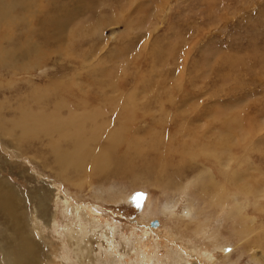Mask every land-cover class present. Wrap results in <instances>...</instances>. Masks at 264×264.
Segmentation results:
<instances>
[{
  "label": "rangeland",
  "instance_id": "rangeland-1",
  "mask_svg": "<svg viewBox=\"0 0 264 264\" xmlns=\"http://www.w3.org/2000/svg\"><path fill=\"white\" fill-rule=\"evenodd\" d=\"M117 100L130 105L123 110ZM53 106L65 116L98 108L105 127L88 137L102 145L108 128L123 127L106 172L59 177L49 136L20 141L7 121ZM0 117L13 127L0 128L1 179L15 189L27 218L40 191L57 217V229L47 228L42 239L22 214L41 245L42 264H62L58 253L67 250L73 258L64 264H78L64 232L69 221H81L70 204L91 207L103 223L115 224L117 239L135 229L163 240L169 230L180 245L212 251L214 264H264V241L255 242L256 232L239 241L224 202L200 199L193 185L185 192L159 187L149 181L152 175L134 182L133 172L123 170L148 169L159 149L176 165L183 158L206 168L186 155L183 141L227 139L233 157L219 167L236 173L243 189H256L264 203V0H0ZM207 165L218 168L214 160ZM252 216L261 221L256 210ZM4 219L0 238L10 235ZM198 222L207 224L205 235H195ZM103 239L92 237L96 251ZM210 241L221 244L214 248Z\"/></svg>",
  "mask_w": 264,
  "mask_h": 264
},
{
  "label": "bare ground",
  "instance_id": "bare-ground-1",
  "mask_svg": "<svg viewBox=\"0 0 264 264\" xmlns=\"http://www.w3.org/2000/svg\"><path fill=\"white\" fill-rule=\"evenodd\" d=\"M120 100L117 101L120 103ZM128 101L134 104L132 97ZM130 103L127 101L122 102L120 106L125 110ZM59 109L55 106L49 111L44 109L21 111L19 116L7 120L13 124L14 128L11 127L12 124L8 127L19 131L17 136L20 141L28 138H38L41 135L49 136L50 145L59 167L57 171L59 177L70 178L71 175H79L89 169L95 172H106L114 158L117 145L122 140L123 127L108 128L105 137L108 143L103 144V146L96 141V138L88 137V133L98 135V132L105 127V123L98 120L100 113L98 108L94 110L87 109L88 111L82 112L71 110L72 112L66 116ZM4 125L3 118L0 117V128L2 127V130L8 133L9 128ZM195 141H197L196 136L183 141V147L187 151L186 155L196 163H203L207 169H200V167H195V165L190 166L189 162L183 158L180 161L181 165H176V158L170 157V155L166 156L164 151L159 149V156L153 159L155 161L154 164L147 166L148 169L136 172L131 170L132 165H126L123 170L133 172L132 180L134 182H139L140 176H144L147 179L153 176V180L149 179V181H153L152 184L180 192H185L190 185H193L200 199L212 204L219 201L223 207L228 205L229 215L233 217L236 223L233 232L239 241L249 240L250 234L256 232L257 234L253 233L258 237L255 242L259 241L262 243L264 241V218H261L260 212H264V203L260 199L262 196L255 194L256 189H243L236 173L228 175L226 173L227 169L221 170L222 166H228V163H225L228 160V155H231L229 161L233 157L232 149H229L227 145L229 140L222 139L216 145L209 144L207 141H204V143ZM156 143L157 147H161L162 139H157ZM88 159H92L93 163L87 162ZM212 160L217 163L218 168L207 165ZM150 171H156L157 175L156 173L155 175L151 174L153 172ZM186 178L187 180L184 182L182 179ZM15 194L18 196L15 189L5 184L0 177V216L8 220L4 219L10 226V235L7 238L4 236L0 238V264H42L41 245L34 240L31 232L28 233V230L26 231L28 226L25 227L22 219V214L24 216L25 214L21 210L23 201L20 200L19 196L17 200ZM35 202V208L33 207V210L29 212L28 218L25 217L36 228L35 232L38 230L40 236L44 239V233L47 228L57 229V217L52 212H49V200L44 192L36 193ZM223 202L225 205H223ZM69 206L72 214L76 212V216L81 220L78 223L69 221L64 228L69 241H72V244H68V247L75 252L74 256L77 258L78 264H95L94 262L99 264H214L212 251L209 249L204 250L202 249L204 245L203 247H198L199 245H193L192 242H190L191 245H180V243H177L176 240L179 239H176L177 237L173 231L170 232L168 230L167 235L169 238H164L163 240H154L151 239V236L146 238L145 233L148 234L146 230H143L142 234L135 229L131 231L130 235L120 232V237L117 239L115 236L117 235L115 234L117 230L115 224L103 223L100 217L94 214L95 211L91 207L86 208L73 204ZM216 206L218 205L216 204ZM250 206L253 207L250 209ZM193 208L194 205L192 204L188 206V209L184 208L186 210L185 216H190ZM255 210L259 212L260 222L252 216ZM255 224H258V228L255 227ZM206 225L205 222L195 225V235H205L207 232ZM257 229H260V232ZM216 235L219 237V234ZM216 235L208 237H214L213 241H215L218 240ZM93 236L104 238L102 244L101 242L98 244V251H96L95 243L92 240ZM219 242L214 243V248L221 244ZM62 244L63 247L66 246L64 239ZM258 244L257 247L260 246ZM243 245L249 250L246 244ZM194 253L203 256L205 260L200 261V257L196 258L197 255ZM192 256L196 258L195 261L191 260ZM58 257L62 260V264L73 258L69 250L63 256L59 252ZM49 260L46 264L53 262L51 259Z\"/></svg>",
  "mask_w": 264,
  "mask_h": 264
},
{
  "label": "water",
  "instance_id": "water-1",
  "mask_svg": "<svg viewBox=\"0 0 264 264\" xmlns=\"http://www.w3.org/2000/svg\"><path fill=\"white\" fill-rule=\"evenodd\" d=\"M157 223H158V221H157V220H155V221L153 222V225H157Z\"/></svg>",
  "mask_w": 264,
  "mask_h": 264
}]
</instances>
